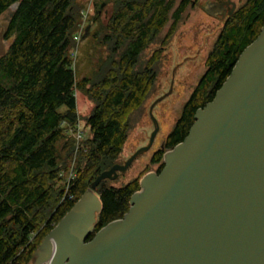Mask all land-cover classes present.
Returning <instances> with one entry per match:
<instances>
[{
  "label": "trees",
  "instance_id": "obj_1",
  "mask_svg": "<svg viewBox=\"0 0 264 264\" xmlns=\"http://www.w3.org/2000/svg\"><path fill=\"white\" fill-rule=\"evenodd\" d=\"M74 0H0V16L17 5L6 37L12 39L0 57V264H29L45 237L70 211L92 182L110 169L123 151L128 117L152 92L162 48L140 67L142 53L165 26L169 41L194 0H114L105 44L111 55L98 82L79 79L71 52L77 14ZM264 26V0H246L226 22L207 58V70L184 104L182 113L151 163L164 167L166 149L183 142L199 108L213 101L241 53ZM87 91L95 105L83 119L86 136L78 152L75 176L66 189L63 172L75 151L70 141L67 161L58 142L75 125L76 91ZM68 146V145H67ZM71 156V158H70ZM70 158V159H69ZM106 180V179H105ZM97 191L102 210L88 240L110 222L123 218L139 178ZM56 202V205H55ZM55 205V206H54Z\"/></svg>",
  "mask_w": 264,
  "mask_h": 264
},
{
  "label": "water",
  "instance_id": "obj_2",
  "mask_svg": "<svg viewBox=\"0 0 264 264\" xmlns=\"http://www.w3.org/2000/svg\"><path fill=\"white\" fill-rule=\"evenodd\" d=\"M155 135L96 177L33 264H264V26L185 140L164 154L163 170L146 175L124 217L88 240L102 210L93 190Z\"/></svg>",
  "mask_w": 264,
  "mask_h": 264
},
{
  "label": "rangeland",
  "instance_id": "obj_3",
  "mask_svg": "<svg viewBox=\"0 0 264 264\" xmlns=\"http://www.w3.org/2000/svg\"><path fill=\"white\" fill-rule=\"evenodd\" d=\"M179 1L176 0V3ZM194 1L196 3L187 8L169 41L165 44L163 42L171 22L141 55L140 67L143 68L151 56L162 48L160 60L157 63L155 85L145 103L130 113L128 138L114 164H124L138 150L149 145L153 133L156 135L151 147L142 151L126 171L119 172L116 178L105 180L107 185L122 186L137 177L141 181L153 171L157 173L159 164L151 163L152 156L161 149L167 135L180 117L184 104L207 70V58L225 25V20L205 11V2L209 0ZM245 1L235 0L238 6ZM73 2L78 25L73 37L72 66L79 79L88 77L93 82H98L107 71L106 66L102 64L111 55L112 44H105L104 37L108 32L115 2L114 0H74ZM16 8L15 4L0 16V57L7 52L12 42V39L6 37V31L10 13ZM76 99L77 112L83 122L93 109L95 102L87 91L82 90L76 91ZM154 120L158 124V129ZM69 137L73 139L69 132H66V138L58 142V155L64 162L69 157H67L70 146V141H67ZM170 150L166 149L164 154ZM77 156L78 153L76 159ZM73 161L74 153L69 168ZM69 168L62 173L64 181L69 175ZM93 191L99 195L97 189ZM41 246L29 264L34 263L44 248Z\"/></svg>",
  "mask_w": 264,
  "mask_h": 264
},
{
  "label": "built area",
  "instance_id": "obj_4",
  "mask_svg": "<svg viewBox=\"0 0 264 264\" xmlns=\"http://www.w3.org/2000/svg\"><path fill=\"white\" fill-rule=\"evenodd\" d=\"M66 132L67 133L69 132L70 136H72V138L74 139V142H75L74 161H73L72 166H70V168H69V175L65 181V187H66V189H68L71 179H73L75 176L74 163L76 161V155L79 152V149L82 148V143H83V140L85 139V136H86L85 125L82 122V120L80 118H78V121L75 123V125L72 126L71 128H69ZM163 161H164V156H163Z\"/></svg>",
  "mask_w": 264,
  "mask_h": 264
},
{
  "label": "flooded vegetation",
  "instance_id": "obj_5",
  "mask_svg": "<svg viewBox=\"0 0 264 264\" xmlns=\"http://www.w3.org/2000/svg\"><path fill=\"white\" fill-rule=\"evenodd\" d=\"M204 7H207L216 17L222 18L226 22L239 6L235 0H209L205 2Z\"/></svg>",
  "mask_w": 264,
  "mask_h": 264
},
{
  "label": "bare ground",
  "instance_id": "obj_6",
  "mask_svg": "<svg viewBox=\"0 0 264 264\" xmlns=\"http://www.w3.org/2000/svg\"><path fill=\"white\" fill-rule=\"evenodd\" d=\"M56 251H57V243H53L52 244V254L54 255ZM49 262H50V260L45 262L44 264H49Z\"/></svg>",
  "mask_w": 264,
  "mask_h": 264
}]
</instances>
